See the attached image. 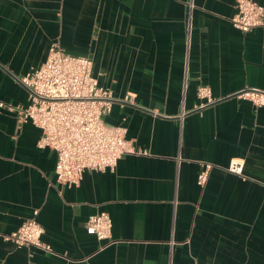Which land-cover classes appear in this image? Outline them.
Instances as JSON below:
<instances>
[{
  "label": "crops",
  "instance_id": "1",
  "mask_svg": "<svg viewBox=\"0 0 264 264\" xmlns=\"http://www.w3.org/2000/svg\"><path fill=\"white\" fill-rule=\"evenodd\" d=\"M235 3L0 0V264H264V107L235 96L264 90V26L235 28ZM52 43L91 60L114 97L104 122L125 126L137 151L71 186L19 114L29 102L19 78ZM199 84L215 102L199 107ZM232 158L241 175L227 171ZM99 212L108 239L86 231ZM31 217L51 252L6 238Z\"/></svg>",
  "mask_w": 264,
  "mask_h": 264
},
{
  "label": "built area",
  "instance_id": "2",
  "mask_svg": "<svg viewBox=\"0 0 264 264\" xmlns=\"http://www.w3.org/2000/svg\"><path fill=\"white\" fill-rule=\"evenodd\" d=\"M235 9L230 20L240 31L264 26V7L256 1L236 0ZM190 27L189 20L187 47ZM19 81L29 100L25 107L19 108L20 120H30L41 130L38 147L55 151L56 180L62 185H77L86 170L113 169L123 154L137 152L126 140L125 126L104 122L103 116L110 112L114 97L110 89L99 85L88 57L66 53L58 43H52L44 62ZM185 83L186 74L184 86ZM196 94L201 100L199 107L216 101L207 85L199 84ZM235 96L249 100L255 107H264L263 89L243 88ZM132 98L127 95L123 101L132 102ZM243 166L242 159L232 158L227 171L241 175ZM210 168L211 164H203L196 178L199 186L206 183ZM111 225L108 213L99 212L88 217L85 228L98 240H104L110 238ZM43 231L35 217H31L6 238L18 247L35 246L51 252V246L41 240Z\"/></svg>",
  "mask_w": 264,
  "mask_h": 264
}]
</instances>
